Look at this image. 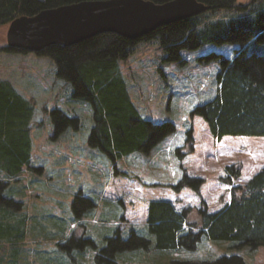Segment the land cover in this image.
I'll return each mask as SVG.
<instances>
[{"label":"rangeland","instance_id":"obj_1","mask_svg":"<svg viewBox=\"0 0 264 264\" xmlns=\"http://www.w3.org/2000/svg\"><path fill=\"white\" fill-rule=\"evenodd\" d=\"M250 1L235 0L237 5ZM7 29L0 27V48L6 45ZM235 48L209 44L195 52L185 51L181 66L164 65L156 41L138 43L119 63L130 97L142 118L169 121L176 131L148 154L136 152L115 163L88 146L90 105L71 98V86L55 76L51 59L32 52L0 51V80L9 81L24 98L35 102L30 135L32 167L38 170L24 169L18 179L1 189L4 199L21 205L0 204V210L9 215L0 220L13 231L11 237H0V264H95L92 248L66 251L57 244L71 236L84 237L99 249L117 230L124 240L135 232L152 242L147 249L118 253L117 264L213 261L233 255L245 264H264V247L237 249L231 242L210 241L205 236L194 250H156L146 228L150 201H170L178 211L187 209L189 222H197L201 208L219 211L231 200L233 186L244 184L264 167V137L214 140L202 118L189 116L193 108L215 95L218 65L203 63L202 58L215 53L231 59ZM55 107L77 117L79 129L51 138L48 114ZM232 165H241V175L227 184L225 168ZM183 175L202 180L201 187L176 191ZM77 194L93 205L88 207L87 201L80 200L75 213L72 204ZM19 226L24 230L22 240L14 236Z\"/></svg>","mask_w":264,"mask_h":264},{"label":"trees","instance_id":"obj_2","mask_svg":"<svg viewBox=\"0 0 264 264\" xmlns=\"http://www.w3.org/2000/svg\"><path fill=\"white\" fill-rule=\"evenodd\" d=\"M90 0H0V27L31 17L38 12L59 6ZM163 4L170 0H148ZM209 10L188 19L161 26L138 40H127L104 33L69 47L49 46L35 54L51 59L56 65L55 76L72 88L71 98L88 103L92 128L87 138L89 147L102 152L112 163L133 153L148 154L166 137L173 135L175 126L169 121L155 123L142 118L127 90L119 63L126 60L140 42L156 41L163 52L164 65H184L183 52H195L213 44L236 45L231 59L210 53L203 63L215 62L214 97L190 112L200 117L214 140L225 136L264 137V0H251L237 5L235 0H196ZM6 53H25L16 48H0ZM35 102L21 96L7 80H0V204L20 206L12 199H4L1 189L20 177L24 169L32 167L30 123ZM51 138L66 130H78L80 121L55 107L48 114ZM191 136V131L188 133ZM177 155V154H176ZM178 156V155H177ZM225 182L233 184L241 175V165L225 168ZM5 179V180H3ZM202 180L185 175L174 189L197 191ZM80 200L92 201L77 194L72 208ZM187 209L176 210L165 200H152L147 208V234L153 237L156 250H194L201 238L228 241L235 248L256 250L264 247V167L244 184L233 186L231 200L215 213L205 208L198 211L197 222H189ZM9 215L0 210V219ZM22 223V222H21ZM187 228V229H186ZM13 231L0 220V237H11ZM14 236L22 240L24 230L16 229ZM77 239V241L75 240ZM97 248L92 239L71 236L57 246L66 251L88 247L95 250V264H117L118 253L147 249V238L130 232L128 239L119 230ZM151 242V243H150ZM170 264H245L240 256H221L213 261L191 262L173 260Z\"/></svg>","mask_w":264,"mask_h":264},{"label":"water","instance_id":"obj_3","mask_svg":"<svg viewBox=\"0 0 264 264\" xmlns=\"http://www.w3.org/2000/svg\"><path fill=\"white\" fill-rule=\"evenodd\" d=\"M209 10L196 0H90L59 6L14 21L7 29L6 45L26 52L49 46L69 47L109 33L130 41L155 29Z\"/></svg>","mask_w":264,"mask_h":264}]
</instances>
